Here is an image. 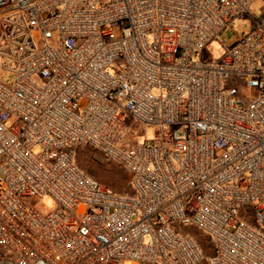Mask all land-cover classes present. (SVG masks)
<instances>
[{
	"label": "built area",
	"instance_id": "2783aa9c",
	"mask_svg": "<svg viewBox=\"0 0 264 264\" xmlns=\"http://www.w3.org/2000/svg\"><path fill=\"white\" fill-rule=\"evenodd\" d=\"M254 1L0 0V264H264V12L195 60ZM127 120L160 139L123 144Z\"/></svg>",
	"mask_w": 264,
	"mask_h": 264
},
{
	"label": "rangeland",
	"instance_id": "374dc122",
	"mask_svg": "<svg viewBox=\"0 0 264 264\" xmlns=\"http://www.w3.org/2000/svg\"><path fill=\"white\" fill-rule=\"evenodd\" d=\"M248 10L249 13L235 17L225 29L211 39L200 53H198L195 60L211 62L221 59L226 53V50L235 44L241 34H247L253 29L254 22L252 17L259 11L264 12V0H255ZM0 78L3 79L5 86L12 84L13 75L11 73L0 72ZM240 96L241 99L250 102L257 96V91L253 88H243ZM126 123L128 130L124 135L123 144L131 145L143 142L144 140L156 142L161 137V132L158 127L147 126L144 128L134 120H127ZM39 151L40 149L38 147L33 150L34 153H38ZM75 160L88 176L94 178L103 186L117 193L129 192L128 175L126 172L116 163L103 160L98 152L87 147L79 148L76 150ZM22 200L32 203L34 208L42 214L51 212L55 207V203L48 196L43 197L39 201H34L32 198H23ZM178 230L182 233L192 235L202 246L205 247L207 245V239L202 235L200 230L194 227H178ZM121 264L130 263L123 262Z\"/></svg>",
	"mask_w": 264,
	"mask_h": 264
}]
</instances>
